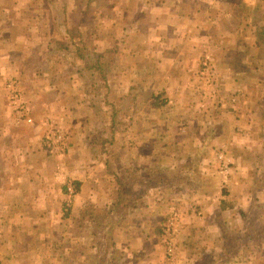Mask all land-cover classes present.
Returning a JSON list of instances; mask_svg holds the SVG:
<instances>
[{
    "label": "crops",
    "instance_id": "obj_1",
    "mask_svg": "<svg viewBox=\"0 0 264 264\" xmlns=\"http://www.w3.org/2000/svg\"><path fill=\"white\" fill-rule=\"evenodd\" d=\"M263 117L264 0H0V264L96 262L98 228L121 249L104 264L264 261ZM227 229L246 237L233 254ZM56 238L89 253L50 252Z\"/></svg>",
    "mask_w": 264,
    "mask_h": 264
},
{
    "label": "rangeland",
    "instance_id": "obj_2",
    "mask_svg": "<svg viewBox=\"0 0 264 264\" xmlns=\"http://www.w3.org/2000/svg\"><path fill=\"white\" fill-rule=\"evenodd\" d=\"M261 119H262V122H263V125H264V117L261 118ZM53 120L57 124H61L63 126V128H68L67 125H69V124H67V121H66L65 118H63V117L62 118H58V119L57 118H53ZM106 136H108V137H106ZM109 136H111V135L110 134H107V135L104 134L102 137L103 138H110ZM259 136L260 137H262V136L264 137V131L262 133H259ZM103 142H105V141H103ZM215 147L212 148V149H215ZM45 149H46V147H45ZM97 150H99V151L96 154H98V156H103V154H105L106 152H108L109 150H111V146H110V149H107V148L100 147V144H99ZM50 153L53 154V152H50ZM54 154H57V153H54ZM212 154H213V151H212ZM261 154L264 156V153L263 152H261ZM216 155H217V152L215 151L214 152V156H216ZM225 158L228 159L226 156H225ZM228 164L231 165V161L228 160ZM261 166L262 165L259 164V166H258L259 169H260ZM259 177H260L259 178V183H261L262 184L261 186L264 187V169H262V170L259 171ZM67 208H69V205H67ZM105 215H106L105 212L104 211H101L99 213H95L94 218H96L99 221L100 220H104ZM262 216H263L262 214H257V215L255 214L253 216V219L251 220V224H250V226H251V228L253 230V233H254V239H257V243H259L258 245H260L261 244L260 242H262L264 240V218ZM98 231H99V238L97 240V243H98L97 245H98L99 254L97 256V261L96 262H87V263H83V264H94V263L95 264H104L105 263L104 255L106 253H113V254H120L121 253V249L112 248L111 242H113V240H111L109 237H107L106 234H104V235L103 234H100V233L103 232L100 228H98ZM227 234H229L228 235L229 236L228 238H229V241H230V248H231L230 252H231V254H233V252L235 250L234 244H235L236 240H238L239 238L241 240H243L246 237L243 234H242V238L240 236L239 237H236V233H234L233 231L231 232L228 229H227ZM248 237H249V235L247 236V238ZM54 241L57 242V245L56 246H53L52 247V250L50 252H53L55 254H61L62 252L63 253H65V252H68L69 253L70 252L71 257L73 258V255H74L75 250L76 251H79V252L89 253V249H88L89 245L84 246V244H83L80 247L78 245H74V243H73V241L71 239L70 240L67 239V241L65 239L58 241V238H56ZM257 246H255L256 249H260V247H257ZM27 247H31V246H28L27 245ZM33 249H35V251H37V253L40 254V249H41L40 246L33 245ZM258 251L260 253H262V255L264 256V249H260ZM41 252H43L42 254H44V252H49V250H44V251H41ZM247 252H244L243 251V253L241 254V256L243 258H246L248 256V253ZM239 256H240V254H239ZM37 260H39V259H37ZM74 262L75 261H73V259H70V261L68 262V264H74ZM65 263H63V264H65ZM48 264H58V262H49ZM255 264H264V261L261 262V261L256 260L255 261Z\"/></svg>",
    "mask_w": 264,
    "mask_h": 264
},
{
    "label": "built area",
    "instance_id": "obj_3",
    "mask_svg": "<svg viewBox=\"0 0 264 264\" xmlns=\"http://www.w3.org/2000/svg\"><path fill=\"white\" fill-rule=\"evenodd\" d=\"M208 65V64H207ZM12 99L13 104L16 107L17 112L19 115L23 116L26 111H28L27 103L22 100L23 93L18 87L17 83H15L12 87ZM20 119V116L18 117ZM29 123L33 122V119L31 117L26 118ZM70 139L69 129L63 128L61 124H57L53 118L49 119V126L47 131L44 134V146L46 147V150L49 152L57 153V154H64L65 151L68 149V142ZM218 158L220 159L221 163H223V168L225 170H228L229 164L225 158V155L223 153H220L218 155ZM226 160V163H225ZM75 193L74 186H69V196ZM68 205H70L71 200L68 201ZM178 230V216L176 214H171L167 220V223L164 227V235L166 238V244H167V255L168 257L172 258L174 256V237L176 235V232Z\"/></svg>",
    "mask_w": 264,
    "mask_h": 264
}]
</instances>
